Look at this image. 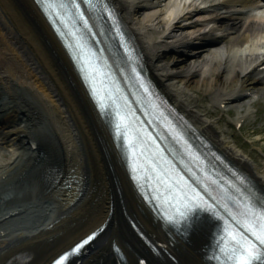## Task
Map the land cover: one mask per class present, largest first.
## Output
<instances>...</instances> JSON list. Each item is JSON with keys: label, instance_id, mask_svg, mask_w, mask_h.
Segmentation results:
<instances>
[{"label": "bare ground", "instance_id": "bare-ground-1", "mask_svg": "<svg viewBox=\"0 0 264 264\" xmlns=\"http://www.w3.org/2000/svg\"><path fill=\"white\" fill-rule=\"evenodd\" d=\"M162 1L111 0L152 77L183 112L264 188V173L228 133L217 127L216 119L199 108L196 95L203 89L211 97L209 107L214 108V102H236L247 95L249 87L253 93L264 87L256 86L257 75L252 73L264 59V38L251 44L254 37L264 33V8L255 6L252 0H212L211 6H203L198 0H169L164 4ZM247 5L253 6L249 14L235 10ZM194 40L203 42L198 46H202L200 51L188 49ZM168 49H182L180 54L185 57L166 60L164 53ZM0 83L12 101V107L0 113V184L4 186L10 180L14 187L24 185L36 193L50 191L57 197L48 204L33 203L32 210L20 218L35 222L44 219L41 228L55 224L42 236L62 232L53 239L62 250L100 224L70 236L79 222L88 220L95 212V204H117L122 199L127 204L138 203L107 126L100 121L68 52L35 0H0ZM27 91L42 104H36ZM45 113L50 115L46 117L52 121L62 155L49 157L50 151L35 132L43 126L38 119ZM46 137L49 136L42 140ZM26 140L30 141L21 152L16 143L24 144ZM81 150H85L91 166L85 168ZM18 152L21 156L16 155ZM33 168L35 174L17 179L23 171L29 173ZM84 185L87 188H82ZM116 189L122 197L115 193ZM47 210L49 213L44 216L42 213ZM100 216L105 219L107 213ZM212 227L204 218L182 240L191 264H208L202 255ZM30 240L22 245L18 239L20 246L9 251L6 249L10 247L0 242V264H47L54 254L47 249L41 252L36 238ZM27 243L33 245L31 252L17 254ZM95 259L99 261L98 257Z\"/></svg>", "mask_w": 264, "mask_h": 264}, {"label": "snow or ice", "instance_id": "snow-or-ice-1", "mask_svg": "<svg viewBox=\"0 0 264 264\" xmlns=\"http://www.w3.org/2000/svg\"><path fill=\"white\" fill-rule=\"evenodd\" d=\"M181 179L185 178L181 177ZM185 183L191 186L186 179ZM205 187L208 186L205 185ZM172 191L173 186L170 182V186L165 189V193ZM192 192L196 193V196L189 197L184 194V199L180 201L183 205V210L179 212L178 217L171 215L167 216V219L173 223L193 225L200 212L211 211L220 221L228 223L227 218L216 209L214 204L209 203L199 194L197 189L193 187ZM177 195L181 194L177 193ZM175 198L174 196L173 199ZM224 207L228 208V205L225 203ZM245 207L248 209V215L252 221V223L246 225L251 238L244 239L239 236L231 225L224 229L223 234L218 235V255L216 257L221 264H255L257 261H264V204H261L259 208L254 207L249 199ZM74 251H79V246Z\"/></svg>", "mask_w": 264, "mask_h": 264}, {"label": "rangeland", "instance_id": "rangeland-1", "mask_svg": "<svg viewBox=\"0 0 264 264\" xmlns=\"http://www.w3.org/2000/svg\"><path fill=\"white\" fill-rule=\"evenodd\" d=\"M167 1L169 0H163L162 2L164 4L167 3ZM257 36L254 38L255 42H257L258 39H261L262 37ZM164 57L166 60L182 58L181 55L171 51L170 49L164 53ZM258 86L262 87L264 86V83ZM27 93L36 101V97L34 95L30 94L28 91ZM196 95L199 108H201L209 117L216 119L217 127L226 129L231 140H235L236 143L239 144L244 152L248 155V157H250V159L258 165L260 172L264 173V87H262L258 93H254L248 98L243 100L240 99L239 101L232 103V106L229 104V112L226 110L222 111V109L218 107V102H214V108L209 107L211 104H209L211 97H208L207 93H205L203 89L198 90ZM247 102L256 105L259 110L256 112L254 117L250 118L244 124L241 130H235L232 127L234 118L239 114V112L244 110ZM239 104H241V106H238ZM219 113L223 115V118H221ZM47 115L49 114L45 113L43 117L38 119V122H43V126L40 127V130H38L42 136L47 134L52 135L53 124L52 121L46 117ZM6 157H10V155H6Z\"/></svg>", "mask_w": 264, "mask_h": 264}]
</instances>
